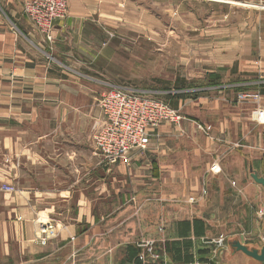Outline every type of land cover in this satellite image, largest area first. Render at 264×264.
I'll use <instances>...</instances> for the list:
<instances>
[{"label":"crops","instance_id":"1","mask_svg":"<svg viewBox=\"0 0 264 264\" xmlns=\"http://www.w3.org/2000/svg\"><path fill=\"white\" fill-rule=\"evenodd\" d=\"M26 1L0 0V161L16 181L0 186L22 194L4 208L0 244L7 243L0 245V264H140V244L165 237L169 255L180 260L191 226L210 222L179 217L176 193L188 197L184 209L200 205L196 194L207 180L209 198L216 190L215 208L224 210L250 169L264 177V122L252 116L256 105L237 100L236 84L207 86L184 108H174L184 121L150 130L147 155L127 166H102L92 144L99 109L79 103L88 90L57 76L48 63L59 58L62 46L72 47L73 29L80 28L67 15L55 22L47 42L24 17ZM255 85L262 89L258 108L264 110V80L243 86L254 92ZM209 177L218 179L216 186ZM242 191L248 195L254 188ZM160 202L167 204L161 234ZM208 202L204 208L212 207ZM224 217L219 213L218 223ZM40 223L55 226L45 246L36 239Z\"/></svg>","mask_w":264,"mask_h":264},{"label":"rangeland","instance_id":"2","mask_svg":"<svg viewBox=\"0 0 264 264\" xmlns=\"http://www.w3.org/2000/svg\"><path fill=\"white\" fill-rule=\"evenodd\" d=\"M67 3V20L80 32L73 29L71 35L76 39L72 47L62 46L59 58L56 61L48 58V63L57 76L79 81L88 90L86 97L78 98L87 108L97 109L104 91L112 86L155 96L172 108H184L186 99L195 98L207 86L236 84L243 92L254 88L244 87L246 82L264 80V0H67ZM216 74L223 80L212 81ZM179 80L185 84L179 86ZM257 87L255 91L262 92ZM148 150L137 157L147 155ZM6 165L5 160L0 161V183L15 185L14 174L8 172ZM198 179L200 184L202 177ZM208 180L215 186L218 183L217 178ZM206 183L201 184L196 194L201 199L200 205L184 209V205L189 206L188 197L183 198L180 192L174 198L177 206L174 211L179 217L210 222L191 226L190 246L185 254L180 260L172 259L166 237L146 240L141 245L151 244L152 253L147 251L149 247H142L137 258L140 264H257L234 252L230 244L239 241L249 249L264 247V189L247 175L233 198L229 197L232 205L223 210L215 208L217 192H211L209 198ZM244 185L253 187L254 192L243 193ZM14 188L12 194L0 192L2 232L7 201L22 195ZM207 198L208 206L212 207L204 208ZM165 205L160 202V234L166 227ZM219 213L227 215L224 223H218ZM219 238L225 242L222 247L211 243ZM6 243L0 245L6 248ZM219 251L223 252L222 261ZM152 255L158 259L154 261Z\"/></svg>","mask_w":264,"mask_h":264},{"label":"built area","instance_id":"3","mask_svg":"<svg viewBox=\"0 0 264 264\" xmlns=\"http://www.w3.org/2000/svg\"><path fill=\"white\" fill-rule=\"evenodd\" d=\"M23 14L34 31L47 42L52 41L55 22L63 20L68 15L67 0H28L23 5ZM237 100L251 102L256 105L252 116L256 121L264 122V110L258 108L261 100L260 92H239ZM100 121L96 125L92 136V144L95 155L100 164L106 167L117 165H129L137 154L151 147L150 130L161 124L178 125L185 117L173 109L165 101L130 88L112 86L100 98L98 102ZM208 129L204 130L208 133ZM211 171L216 169L211 166ZM15 188L2 184L0 192L6 194L15 193ZM55 226L53 224H38L36 239L41 246H45L53 238ZM218 247L225 243L223 238L213 240ZM148 252L152 253L151 244ZM144 254L140 259H144ZM155 261L158 256L152 255Z\"/></svg>","mask_w":264,"mask_h":264},{"label":"water","instance_id":"4","mask_svg":"<svg viewBox=\"0 0 264 264\" xmlns=\"http://www.w3.org/2000/svg\"><path fill=\"white\" fill-rule=\"evenodd\" d=\"M250 171V178L251 180L258 186L264 189V177H259L256 172L252 169ZM230 247L234 252L241 253L248 259L253 260L257 264H264V247L260 250L258 249H249L247 246H244L239 241H233L230 244Z\"/></svg>","mask_w":264,"mask_h":264},{"label":"trees","instance_id":"5","mask_svg":"<svg viewBox=\"0 0 264 264\" xmlns=\"http://www.w3.org/2000/svg\"><path fill=\"white\" fill-rule=\"evenodd\" d=\"M221 78V76H219V75H216V76H213L212 77V81H217V80H219ZM179 82H180V85H179ZM179 82H178V85L179 86H181V85H184L185 84V81L184 80H179ZM247 89H243V90H241V91H246ZM240 92V91H239ZM169 104V103H168ZM170 105V104H169ZM174 108H175V106H173ZM173 108V109H174Z\"/></svg>","mask_w":264,"mask_h":264},{"label":"flooded vegetation","instance_id":"6","mask_svg":"<svg viewBox=\"0 0 264 264\" xmlns=\"http://www.w3.org/2000/svg\"><path fill=\"white\" fill-rule=\"evenodd\" d=\"M251 260V259H250ZM253 262V260H251Z\"/></svg>","mask_w":264,"mask_h":264}]
</instances>
